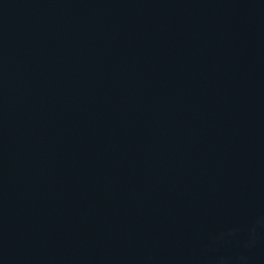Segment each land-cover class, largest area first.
<instances>
[{
	"label": "water",
	"instance_id": "water-1",
	"mask_svg": "<svg viewBox=\"0 0 264 264\" xmlns=\"http://www.w3.org/2000/svg\"><path fill=\"white\" fill-rule=\"evenodd\" d=\"M0 264H264V0H0Z\"/></svg>",
	"mask_w": 264,
	"mask_h": 264
}]
</instances>
